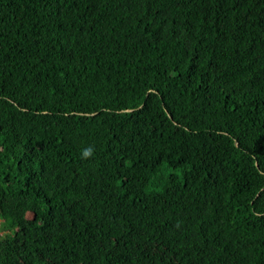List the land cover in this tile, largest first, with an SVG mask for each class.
I'll return each instance as SVG.
<instances>
[{
  "label": "trees",
  "instance_id": "16d2710c",
  "mask_svg": "<svg viewBox=\"0 0 264 264\" xmlns=\"http://www.w3.org/2000/svg\"><path fill=\"white\" fill-rule=\"evenodd\" d=\"M0 219V264H264V0H0Z\"/></svg>",
  "mask_w": 264,
  "mask_h": 264
},
{
  "label": "clouds",
  "instance_id": "9594fccd",
  "mask_svg": "<svg viewBox=\"0 0 264 264\" xmlns=\"http://www.w3.org/2000/svg\"><path fill=\"white\" fill-rule=\"evenodd\" d=\"M94 155V148L92 146H89L82 150L81 152V158L82 159H89Z\"/></svg>",
  "mask_w": 264,
  "mask_h": 264
},
{
  "label": "rangeland",
  "instance_id": "374dc122",
  "mask_svg": "<svg viewBox=\"0 0 264 264\" xmlns=\"http://www.w3.org/2000/svg\"><path fill=\"white\" fill-rule=\"evenodd\" d=\"M4 233V227H2V220L0 219V235Z\"/></svg>",
  "mask_w": 264,
  "mask_h": 264
}]
</instances>
